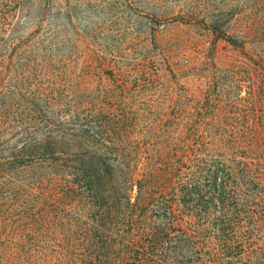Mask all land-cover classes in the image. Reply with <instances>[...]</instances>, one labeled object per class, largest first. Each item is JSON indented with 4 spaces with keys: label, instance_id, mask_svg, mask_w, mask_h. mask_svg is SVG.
Returning a JSON list of instances; mask_svg holds the SVG:
<instances>
[{
    "label": "trees",
    "instance_id": "1",
    "mask_svg": "<svg viewBox=\"0 0 264 264\" xmlns=\"http://www.w3.org/2000/svg\"><path fill=\"white\" fill-rule=\"evenodd\" d=\"M60 4L0 0V264H264V0Z\"/></svg>",
    "mask_w": 264,
    "mask_h": 264
},
{
    "label": "rangeland",
    "instance_id": "2",
    "mask_svg": "<svg viewBox=\"0 0 264 264\" xmlns=\"http://www.w3.org/2000/svg\"><path fill=\"white\" fill-rule=\"evenodd\" d=\"M115 1H117L118 5L116 7L119 9L122 5V0H61L60 5L64 7L68 4V6L76 7L78 15L84 24L89 25L90 28L91 26L93 28L104 26L103 29L106 31L105 27H108L112 21L108 18L109 12L107 11V7L108 5L110 7L114 6ZM103 29L99 39H103V35L105 34Z\"/></svg>",
    "mask_w": 264,
    "mask_h": 264
}]
</instances>
